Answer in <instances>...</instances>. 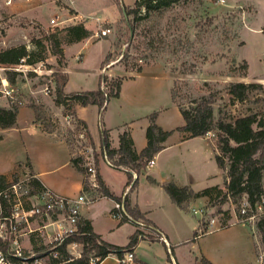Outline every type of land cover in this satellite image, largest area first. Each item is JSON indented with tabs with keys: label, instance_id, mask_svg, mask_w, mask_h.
I'll list each match as a JSON object with an SVG mask.
<instances>
[{
	"label": "rangeland",
	"instance_id": "1",
	"mask_svg": "<svg viewBox=\"0 0 264 264\" xmlns=\"http://www.w3.org/2000/svg\"><path fill=\"white\" fill-rule=\"evenodd\" d=\"M3 1L0 0V50L21 44L29 51L36 50L33 37H42L44 33L56 32L64 40V29L71 24L84 23L92 31L89 37L77 44L63 43L70 57L68 91L96 89L101 72L107 73L109 77H131L123 80L119 96H112L103 110L97 111V106H90L81 112L89 120L96 119L97 127L99 125L108 130L110 126L114 127L111 129L114 134L118 132L120 124H130L134 120L136 129L143 135L148 122L147 115L154 110H165L162 117L168 126H181L184 119L180 108L172 107L173 91L176 92L177 101L185 107H190L193 100L210 97L218 91L221 96L213 104L216 118L221 115L220 109L240 116L261 111L264 106V80L258 78L264 76V0H225L226 4L218 0H179L160 11H151L148 16L136 21L134 26L131 22L133 16L125 15L116 0H69L70 5L61 0L69 6L59 13L61 19L68 14H75V9L87 18L82 21L68 19L54 32L49 22L54 15L51 6L37 9L34 4L32 9L21 11L32 1H19L12 6H6ZM47 1L43 0V3ZM135 2L121 0L126 7H132ZM19 5L22 6L19 8ZM145 13L142 8L140 14ZM102 30H105V34H102ZM46 46V58L41 69L52 68L51 75L56 79L58 74L65 73L66 68L50 52L48 43ZM81 48L82 52L78 54ZM108 53L111 62L101 70V61ZM246 59L249 62L247 70L243 66ZM22 63L17 64V67L23 72L18 70L15 80L22 93L23 104L18 114L22 132H7L0 140V173L8 172L15 166L13 173L16 172L19 179H24L29 176V170L25 167H29L31 158L30 161L34 159L45 170L57 167L47 173V177L53 180L56 172L66 173L70 168L65 164L66 146L56 137L42 136L40 128L30 126L31 119L34 118L33 122L39 123L44 129L45 122L51 125L52 130L65 139L74 156L77 151L75 140L79 138L82 125L78 123L76 114H67L64 107L56 104V82L52 86L48 82V74L38 77V73L27 71V64L24 63L28 62ZM33 63L38 68L41 66L39 61ZM139 66L141 71H137ZM8 69L2 73L7 75L9 71L15 72ZM245 70L247 75H241ZM232 81L259 82L263 83V88L250 92L244 102L231 103L226 87ZM47 83L52 87L46 94L41 89ZM36 111L43 121L35 120ZM22 126L28 127L24 130ZM213 139L194 140L199 142L173 145L161 151V156L159 153L156 159L158 164L164 163V169L157 178L188 184L198 191L213 185L225 188V173L216 161ZM87 141L93 143L90 137ZM151 167L147 166L145 173L140 174L136 187L146 201L152 195L157 196L159 192L155 191H161L149 182L148 175H155V166L153 169ZM69 190L77 196L75 187L69 185ZM163 195L168 197L167 194ZM219 199L208 201L203 206L201 200H196L191 204L188 215L195 220L205 216L207 225L201 227V233L206 232L210 217L216 218V228L209 227L205 239H209L207 245L215 254L228 257V264H256L264 251L261 250L254 221H238L235 205L231 202L220 204ZM193 208L203 210V214L194 213ZM225 210L229 212H222ZM154 211L157 215H163L162 212L158 214L157 208ZM222 224L227 226L221 227ZM185 234L187 231L184 229L181 236H187ZM228 238L240 242L228 248ZM37 239L36 246L42 245V238ZM199 255L198 261L190 256L188 264H204L202 255Z\"/></svg>",
	"mask_w": 264,
	"mask_h": 264
},
{
	"label": "trees",
	"instance_id": "2",
	"mask_svg": "<svg viewBox=\"0 0 264 264\" xmlns=\"http://www.w3.org/2000/svg\"><path fill=\"white\" fill-rule=\"evenodd\" d=\"M179 0H136L132 7H126L121 3V0H116L119 8L133 16L131 19L133 24L145 18L151 11L161 10L169 7ZM144 8L145 15L140 14V10ZM124 13V14H125ZM64 40L58 36V33H44L42 37H33L36 45V50H28L23 44L8 47L0 50V62L5 64H18L24 58L28 63L44 61L46 56L44 51L49 44L50 52L55 55L58 62L62 66H66V55L63 48V43H77L92 34V31L84 23H76L68 25L65 29ZM47 42V43H46ZM125 55V54H124ZM123 55V56H124ZM111 55L108 53L101 63L103 69L111 61ZM123 58V57H122ZM106 64V65H105ZM244 69L248 68L247 60L243 64ZM139 66L137 71H141ZM247 70V69H246ZM246 70L241 75L246 76ZM17 72L9 71L7 74L11 82H15ZM34 74V73H32ZM58 74V73H57ZM56 75V72H55ZM55 79V102L57 105L64 107L65 113L76 114V106L97 105L103 110L112 96H119L122 82L129 77H109L107 73L100 74L99 86L91 90H79L66 92L65 85L68 80L67 73L58 74ZM226 92L229 95L231 103L237 101L244 102L249 93L253 90L263 88V84L259 82H244L232 81L227 84ZM218 91H215L210 97H202L201 99L193 100L190 107L183 106L176 99V92H172V101L180 108L184 123L181 126L172 130H165L156 123L158 111H154L149 115L150 124L146 129L147 145L138 152L135 149L133 138L128 130H124L120 134L119 146L114 148L111 146L109 139V130H102V147L107 154L109 163L119 169H123L128 174V183L131 189L138 184V176L142 174L148 165V161L164 148V142L172 134L174 130L184 133V138L203 137L209 133L213 134L215 143V157L218 166L225 173V188L219 185L208 186L202 190L195 191L191 186H179L174 181L165 182L164 189L170 195L176 204L186 206L191 200L200 196L208 197V201H213L215 198H220L219 203L231 202L235 205V213L239 218H245L253 212L257 211V205H262L264 210V106L261 111L246 113L240 116H234L230 112L219 110L220 116L215 117L214 102L220 98ZM263 105H264V98ZM22 104H15L13 107L0 106V127L8 128L16 124L19 107ZM36 121L42 120L40 114L36 111ZM45 122V121H44ZM78 123L83 127H87L86 122L79 119ZM45 129L53 131L51 125L45 122ZM87 135L91 138L90 132L87 129ZM97 157V155H96ZM72 164L81 172L87 173V167L81 156L73 155L71 158ZM21 167V164H18ZM31 167L29 163V168ZM133 173L138 174L134 179ZM99 180V190L114 200L123 201L122 196L112 194L102 180L99 172H97ZM12 177V178H11ZM11 177L0 173V210L2 213H7L10 210L8 198L4 195V190L8 188L12 181L18 180V175L14 172ZM148 179L157 183L155 179L148 176ZM26 185L29 187L30 193L41 192L46 189L39 178L29 173L26 180ZM84 188L88 189V180L84 179ZM246 197L251 207L247 215L241 214V204ZM124 203L127 210L132 214L135 220H143L145 227L151 225L150 221L145 218L138 206H133L128 198H124ZM222 209H220L221 211ZM222 212H229L225 210ZM229 216V215H227ZM137 225V224H136ZM255 228L258 233L261 249L264 251V212L257 215L254 221ZM227 226V224H222ZM144 238L152 239L149 231L143 230L140 227L129 237L126 245H117L109 243L102 239L96 233L91 225L90 220L80 217L79 231L70 234L66 237L64 243L60 245V258L67 260L62 264H91L90 259L97 256L100 262L111 253L122 258L126 252L133 251ZM77 241L82 244V254L80 257H73L66 251V245L69 242ZM38 239H34V246L42 249L46 248L43 244L37 245ZM204 264H212L206 257L201 259ZM55 261H57L55 259ZM147 264V263H143Z\"/></svg>",
	"mask_w": 264,
	"mask_h": 264
},
{
	"label": "crops",
	"instance_id": "3",
	"mask_svg": "<svg viewBox=\"0 0 264 264\" xmlns=\"http://www.w3.org/2000/svg\"><path fill=\"white\" fill-rule=\"evenodd\" d=\"M31 1H32L31 4L30 3H27L26 5L23 4L25 5V8L21 9V11H27L29 9H32L34 4L37 9L43 8L44 6L52 7V0H48L47 3H43V0H31ZM65 3L69 4L68 1H66ZM21 6L22 5H19L17 7L20 8ZM66 9L67 8H65V10ZM75 11L77 13H82L81 11L77 9H75ZM72 20H76V19H71V21ZM78 21L80 20L78 19ZM77 43H73L70 45H74ZM81 50L82 48L78 50L77 53L81 54L82 52ZM64 51H65V55L67 56V58H69V60L67 59L68 61L65 66L66 68L65 72L67 73L68 80H69L70 57H68L66 49H64ZM104 59H105V56L103 60ZM100 69H101V64H100ZM145 70H143V72ZM165 71L166 70L164 69V72ZM143 72L132 76V78H136L139 74H142ZM258 78H261L260 80H264V76H258ZM68 80H67V83H68ZM99 80H100V77H99ZM67 83L65 85V91L71 92L66 89ZM98 86H99V83H98ZM79 90H91V89H79ZM79 90H74V91H79ZM90 106H97V105H88V106L77 105L76 115L78 116L79 119L86 122L88 131L91 134V140L94 144V147L96 149V155H97L96 157L97 172H99L100 176L102 177L103 182L105 183L109 191L115 196H118V197L122 196L125 190L127 188H130L128 198L131 204L133 206H138L141 212L144 214L145 218L148 219L151 223V225L148 226L147 229L145 227L144 230L149 231V234L152 235L153 238L152 239L144 238L140 240L139 244L133 250L134 255H135L133 264H143V263H147V264H188V261L190 260V256H193L194 259L198 261L200 257L199 254H201L202 257H206L208 260H210L212 264H228L227 263L228 257H226L225 255L215 254V252L211 250L210 247L207 245V242L209 241V239H205V237H207V235L209 234V231L201 233V230H202L201 227L203 225L206 227L207 225V222H206L207 220L205 216L200 217L197 220H195L194 217H190V215H188L191 204L193 202H195L196 200H201V206H203L208 202V197L200 196L194 199L193 201H191L190 203H188L186 206H183V207L179 206L178 204H176V202L173 201V199L164 189L163 184L166 182V180L157 178L158 176L161 175V172L164 169V166H163L164 163L158 164V159H156V156L161 151L168 149L169 147L173 145H181L187 142H192L194 140H209L210 138L213 139V134L209 133L208 135L203 136V137H193V138L185 139L184 133L178 130H174L172 134L164 142V148L161 149L154 157L155 164L153 165V167H151V169H153L155 166V168L153 169L155 175H152V174L148 175L157 181V183H153L151 181L149 182L151 184H154L161 191H155V193L159 192L157 196L152 195V198L149 201H146L143 198V194H140V192H138L136 188L137 186L131 189V185L128 183L129 179H128L127 172L123 169H119V168L112 166L108 162L107 154L102 147V142H103L102 141V130L103 129L101 128V126L98 125L97 127L95 125L96 119L89 120L87 117L85 118V116L81 114L82 110H84L85 108H90ZM175 106L177 107V105H175L172 101V107H175ZM96 108H97V111L101 110L99 109L98 106ZM93 110H95V108ZM154 111H152L151 113H153ZM156 111H158V114L156 117V123L159 126H161L165 130L175 129V127L173 128L172 126H168L166 122H163L164 120L162 116L165 110H162V111L156 110ZM151 113L147 115L148 122L146 123L147 125L146 129L148 125L150 124L149 115ZM33 121H34V118L31 119L30 124L31 123L32 124L31 125L29 124V125L30 126L35 125L36 127L40 128L41 134H43L42 136H48V137L53 136V137H56L57 139H60L62 142H64L66 149H67V156H66L65 164L66 166H68V168L70 167L71 169L69 168V170L66 173L56 172L57 174L54 176V179L51 180L50 178L47 177V173L51 172L52 170H55L57 167H54L52 170H45L43 168H40L34 159H33L34 161L33 160L30 161L31 159L30 158L29 163L31 167L30 168L25 167V168L29 170V173H33L34 176L39 178L46 188L56 193H59L61 195L68 196V197L76 196L75 195L76 193H72L74 191L70 192L69 190V185H71L75 187V189L77 190L78 192L77 195H79L80 193H85L88 197L94 198L93 202L82 203L80 205L81 217L90 220L94 231L98 233L102 237L103 240L109 243L117 244V245H122V246L126 245L129 241V237L135 232L137 228H139L138 225H136L135 222H129L125 220L120 221V220L114 219L110 215V211L113 208L114 199L106 194H103L101 190L97 191L96 189H93L89 185H88V189L85 190L84 179L87 177V173L85 174L81 172L72 164L71 158L73 156V153H71L70 147L65 141V139L60 137L56 131H48L44 129L39 123H34ZM135 125L136 124L134 120H131L130 124L129 123L125 125L120 124L118 126L119 128L118 132L116 134H114V132L111 130L112 128L114 129V127L110 126L109 127V139L111 142V146L114 148H117L119 146L120 134L126 129L130 132L133 138L135 149L138 152H140L147 145L146 129H145V133L142 135L141 132L136 129ZM27 127L28 126H22L21 128L25 130V128ZM1 130H2V136L0 137V140L4 138L7 132L10 133V131H13L14 133H17V132L21 133L22 130L19 128L18 115H17L16 124L14 126L8 127V128H1ZM194 142H199V141H194ZM213 142H215L214 139H213ZM161 153L159 154L160 156H161ZM14 170H15V166L13 167V169H10L8 172H2V173L11 177ZM145 171L143 173H145ZM137 175L138 174L133 173L134 179L137 177ZM139 177L140 175L138 176V180H139ZM177 185L190 186L188 184H181V183ZM195 191H198V190H195ZM163 194H167L168 197H164ZM158 203L160 204L162 203V204L160 205ZM155 208L158 209V214L162 212L163 215L155 214L154 213ZM159 208L161 209V211L159 210ZM235 217H237L236 214H235ZM231 222L233 223L234 221H231ZM221 227H225V226L221 225ZM184 229L187 231V234H185L187 236H181V233H183ZM157 234L163 236L167 240L168 244L163 239L156 237ZM191 235H193V237ZM202 238H204L205 240L202 242H199V240H201ZM227 240L229 243L228 248H232L240 242V241L238 242L234 238H228ZM185 246L187 247V249H185ZM216 248L218 249L219 247L217 246ZM196 250L198 251V254L196 253ZM213 255L216 257H213ZM98 264H120V258L116 254L111 253L108 256H106L103 260L98 262Z\"/></svg>",
	"mask_w": 264,
	"mask_h": 264
},
{
	"label": "built area",
	"instance_id": "4",
	"mask_svg": "<svg viewBox=\"0 0 264 264\" xmlns=\"http://www.w3.org/2000/svg\"><path fill=\"white\" fill-rule=\"evenodd\" d=\"M19 1H31V0H4L6 6H12ZM69 1V0H63ZM219 2L226 4L225 0H218ZM63 7V8H60ZM66 7L61 0H52L51 9L54 11V15L49 20L51 31L54 32L59 26L68 19L85 20L87 16L83 13H73L70 16L62 17L59 13ZM89 17V16H88ZM105 34V30H102V34ZM25 58L18 64H23ZM28 72L38 73V77L42 74H48V82L50 84L55 83L54 75L52 76V68L41 69L44 66L43 61H39L41 66H35V63H24ZM10 66V67H6ZM12 69L17 72L18 70L23 72V69H19L17 64H5L0 62V106L13 107L16 103L23 104L21 99V87L15 82H11L8 76L2 71L4 69ZM40 69V70H39ZM49 83L41 89L46 94L50 91ZM51 86V87H52ZM54 88V87H53ZM87 130L82 126V130L79 133V138L75 140L76 152L75 155L81 156L87 167V180L88 185L93 189L99 190L100 184L97 176L96 167V149L94 144L89 140L87 136ZM109 162V161H108ZM155 164V158L148 161L147 166H153ZM18 179L12 181L6 190L4 195L8 198L10 210L7 213H2L0 210V264H62L67 260L60 258L59 246L62 245L70 234L79 231L80 220V205L82 203H90L94 201V198L88 197L85 193H80L76 197H68L56 193L48 188L41 192L30 193L29 187L26 185V180ZM130 188H127L122 195L123 201L114 200L113 208L110 211V215L120 221L135 222L138 227L145 229V222L143 220H135L132 214L127 210L124 198L129 194ZM250 203L244 197L241 204V214L247 215L250 210ZM194 213L203 214V210L193 208ZM264 212L262 205H257V211L251 213L245 218L237 219L239 221L257 219V215ZM217 220L214 217H210L208 227L216 228ZM42 238L43 245L46 248L39 249L34 246V239ZM159 237L167 242V240L157 234ZM168 244V242H167ZM66 251L73 257H80L82 254V244L77 241L67 243ZM263 252V251H262ZM258 257L256 264H264V255ZM135 255L134 251H128L120 258V264H133ZM55 259L57 261H55ZM100 258L93 256L90 259L91 264H97Z\"/></svg>",
	"mask_w": 264,
	"mask_h": 264
},
{
	"label": "water",
	"instance_id": "5",
	"mask_svg": "<svg viewBox=\"0 0 264 264\" xmlns=\"http://www.w3.org/2000/svg\"><path fill=\"white\" fill-rule=\"evenodd\" d=\"M125 13V12H124ZM125 15H126V13H125Z\"/></svg>",
	"mask_w": 264,
	"mask_h": 264
}]
</instances>
